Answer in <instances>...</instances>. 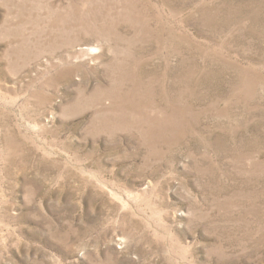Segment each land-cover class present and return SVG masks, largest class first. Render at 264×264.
<instances>
[{
  "label": "rangeland",
  "instance_id": "374dc122",
  "mask_svg": "<svg viewBox=\"0 0 264 264\" xmlns=\"http://www.w3.org/2000/svg\"><path fill=\"white\" fill-rule=\"evenodd\" d=\"M0 264H264V0H0Z\"/></svg>",
  "mask_w": 264,
  "mask_h": 264
},
{
  "label": "bare ground",
  "instance_id": "6f19581e",
  "mask_svg": "<svg viewBox=\"0 0 264 264\" xmlns=\"http://www.w3.org/2000/svg\"><path fill=\"white\" fill-rule=\"evenodd\" d=\"M28 51V50H27ZM23 53V52H22Z\"/></svg>",
  "mask_w": 264,
  "mask_h": 264
}]
</instances>
